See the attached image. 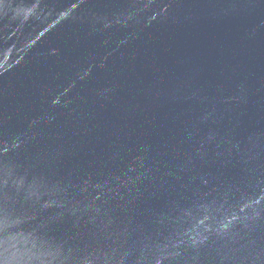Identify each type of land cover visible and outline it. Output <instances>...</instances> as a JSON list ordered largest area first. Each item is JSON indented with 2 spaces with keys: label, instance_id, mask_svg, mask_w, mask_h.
Wrapping results in <instances>:
<instances>
[{
  "label": "water",
  "instance_id": "obj_1",
  "mask_svg": "<svg viewBox=\"0 0 264 264\" xmlns=\"http://www.w3.org/2000/svg\"><path fill=\"white\" fill-rule=\"evenodd\" d=\"M0 264H264V0H0Z\"/></svg>",
  "mask_w": 264,
  "mask_h": 264
}]
</instances>
